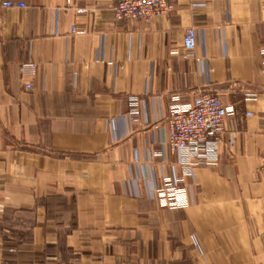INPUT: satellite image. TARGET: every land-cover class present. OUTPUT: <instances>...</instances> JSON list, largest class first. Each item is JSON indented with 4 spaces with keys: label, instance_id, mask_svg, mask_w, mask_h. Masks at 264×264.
Wrapping results in <instances>:
<instances>
[{
    "label": "crops",
    "instance_id": "crops-1",
    "mask_svg": "<svg viewBox=\"0 0 264 264\" xmlns=\"http://www.w3.org/2000/svg\"><path fill=\"white\" fill-rule=\"evenodd\" d=\"M12 1L26 7L0 25V264H264V0H181L150 22L116 20V0ZM202 91L234 121L217 163L179 184L188 206L163 207L156 189L183 176L172 99Z\"/></svg>",
    "mask_w": 264,
    "mask_h": 264
},
{
    "label": "built area",
    "instance_id": "built-area-1",
    "mask_svg": "<svg viewBox=\"0 0 264 264\" xmlns=\"http://www.w3.org/2000/svg\"><path fill=\"white\" fill-rule=\"evenodd\" d=\"M74 0H67L70 5ZM181 0H116L114 16L116 20H142L150 22L157 17L168 16L175 10ZM22 1L5 0L0 2V25L3 21L2 11L11 8H25ZM76 29L73 28V33ZM197 45L196 29L187 30L184 38V48L192 52ZM36 65L26 63L22 71L33 70ZM32 83H26L25 89L30 92ZM136 97L131 99L136 104ZM235 113L224 107L218 95L211 92H200L190 104H181L177 97L172 99L166 122L168 125L167 145L178 159V165L183 176L175 179L170 189H156L155 196L163 207L185 208L188 206L186 187H180L186 177L194 175L198 166H208L217 163L219 159V144L226 141L230 129L229 122ZM264 177V163L260 169Z\"/></svg>",
    "mask_w": 264,
    "mask_h": 264
}]
</instances>
